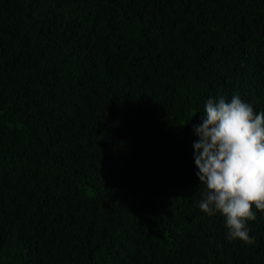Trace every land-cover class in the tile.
Listing matches in <instances>:
<instances>
[{"label": "trees", "instance_id": "16d2710c", "mask_svg": "<svg viewBox=\"0 0 264 264\" xmlns=\"http://www.w3.org/2000/svg\"><path fill=\"white\" fill-rule=\"evenodd\" d=\"M264 111V0H0V264H264L198 206L207 99Z\"/></svg>", "mask_w": 264, "mask_h": 264}, {"label": "clouds", "instance_id": "9594fccd", "mask_svg": "<svg viewBox=\"0 0 264 264\" xmlns=\"http://www.w3.org/2000/svg\"><path fill=\"white\" fill-rule=\"evenodd\" d=\"M196 173L204 185L199 209L224 218L226 238L255 243L248 223L264 212V111L234 95L209 98L202 123L194 126Z\"/></svg>", "mask_w": 264, "mask_h": 264}]
</instances>
